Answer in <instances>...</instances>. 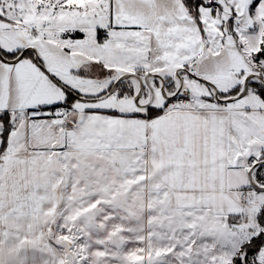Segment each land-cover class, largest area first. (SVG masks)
<instances>
[{"label": "snow or ice", "instance_id": "1", "mask_svg": "<svg viewBox=\"0 0 264 264\" xmlns=\"http://www.w3.org/2000/svg\"><path fill=\"white\" fill-rule=\"evenodd\" d=\"M0 264H264V0H0Z\"/></svg>", "mask_w": 264, "mask_h": 264}]
</instances>
